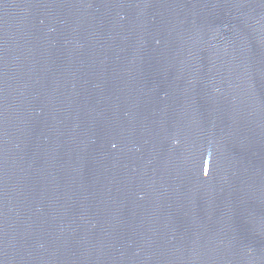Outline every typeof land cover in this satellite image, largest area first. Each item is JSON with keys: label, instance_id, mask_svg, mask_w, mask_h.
I'll return each instance as SVG.
<instances>
[{"label": "water", "instance_id": "95a60500", "mask_svg": "<svg viewBox=\"0 0 264 264\" xmlns=\"http://www.w3.org/2000/svg\"><path fill=\"white\" fill-rule=\"evenodd\" d=\"M0 264H264V0H0Z\"/></svg>", "mask_w": 264, "mask_h": 264}]
</instances>
